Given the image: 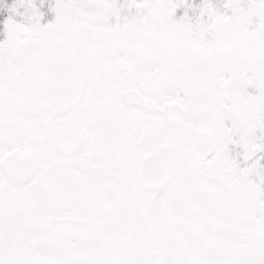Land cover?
I'll return each instance as SVG.
<instances>
[{
  "label": "snow or ice",
  "instance_id": "6c2138e0",
  "mask_svg": "<svg viewBox=\"0 0 264 264\" xmlns=\"http://www.w3.org/2000/svg\"><path fill=\"white\" fill-rule=\"evenodd\" d=\"M0 264H264V0H0Z\"/></svg>",
  "mask_w": 264,
  "mask_h": 264
}]
</instances>
